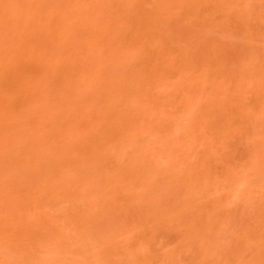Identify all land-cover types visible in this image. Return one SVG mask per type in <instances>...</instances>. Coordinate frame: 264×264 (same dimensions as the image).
<instances>
[{
  "label": "rangeland",
  "instance_id": "rangeland-1",
  "mask_svg": "<svg viewBox=\"0 0 264 264\" xmlns=\"http://www.w3.org/2000/svg\"><path fill=\"white\" fill-rule=\"evenodd\" d=\"M0 229V264H264V0H0Z\"/></svg>",
  "mask_w": 264,
  "mask_h": 264
},
{
  "label": "bare ground",
  "instance_id": "bare-ground-1",
  "mask_svg": "<svg viewBox=\"0 0 264 264\" xmlns=\"http://www.w3.org/2000/svg\"><path fill=\"white\" fill-rule=\"evenodd\" d=\"M94 1H95V0H94ZM97 1H98V0H97ZM97 3H98V2H97ZM99 3H100V1H99ZM90 5H91V3H90ZM97 5H98V4H97ZM87 6H89V5H87ZM87 6H86V7H87ZM94 6H96V4H95ZM89 8H90V7H89ZM90 9L92 10L93 7H91ZM90 9H89V10H90ZM77 10H78V9H77ZM87 10H88V9H87ZM87 10H86V11H87ZM91 10H90V11H91ZM74 11H75V9H74ZM95 11H96V10H95ZM87 12H88V11H87ZM75 13H76V12H75ZM77 13H81V12H77ZM91 13H92V12H91ZM78 15H79V14H78ZM81 15H82V14H81ZM84 15H85V14H84ZM73 16H74V15H73ZM67 25H68V24H67ZM73 29H74V28H73ZM101 39H102V38H101ZM85 45H86V44H85ZM43 89H44V88H43ZM37 95H38V94H37ZM194 104H195V103H194ZM201 105H202V104H201ZM202 106H203V105H202ZM197 108H198V107H197ZM201 111H202V110H201ZM203 111H204V110H203ZM193 118H194V117H193ZM193 120H194V119H193ZM23 126H26V125L24 124ZM22 128H23V127H22ZM24 128H25V127H24ZM1 227L4 228V226H1ZM5 229H6V228H5ZM0 230L2 231V230H4V229H0ZM6 230H7V229H6ZM6 230H5V231H6ZM8 230H9V229H8ZM8 230H7V231H8ZM26 230H27V229H24V233H28V234H26L27 239H28V238L30 237V236H29L30 232H29L28 230H27V231H28V232H27ZM5 231H2V234H3V232H5ZM9 231H10V230H9ZM9 231H8V234H7V232H5L6 234H3V235H6L5 237H8V236H9V237H8L9 239H12V238H10V237H13V236H14L13 238H15V237H17V236H20V237H21L20 241H24V240H25V237L22 239V236L24 235V233H20V234H19V232L16 233V231H12V232H14L13 235H12V232H9ZM22 231H23V230H22ZM9 233H10L12 236L9 235ZM15 233H16L17 235H16ZM14 234H15V235H14ZM3 237H4V236H3ZM20 237H17V238H20ZM31 238H32V237H31ZM27 239H26V240H27ZM0 240H1V239H0ZM2 240H3V238H2ZM26 240H25V241H26ZM3 241H4V240H3ZM27 241H28V240H27ZM27 241H26V242H27ZM0 242H2V241H0ZM29 242H30V241H29ZM24 243H25V242H24ZM22 244H23V242H22ZM24 248H25V247H24Z\"/></svg>",
  "mask_w": 264,
  "mask_h": 264
}]
</instances>
